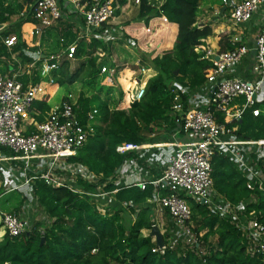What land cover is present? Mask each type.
I'll return each mask as SVG.
<instances>
[{
	"label": "trees",
	"instance_id": "trees-1",
	"mask_svg": "<svg viewBox=\"0 0 264 264\" xmlns=\"http://www.w3.org/2000/svg\"><path fill=\"white\" fill-rule=\"evenodd\" d=\"M4 1L0 0V24L7 25L0 29V56L4 55L6 59L11 53L18 52L23 61L30 62L31 57L22 52L26 44L21 25L31 22V12L28 9L24 16L11 20L17 4L10 0L4 7ZM201 1L139 0L136 15L141 21L126 22L122 26L134 46L148 54L150 67L155 71L146 82L143 97L139 101L127 99L121 104L125 106L116 108L110 107L109 101L101 99L97 93L91 96L79 94L75 107L78 119L84 123L86 113L95 108L97 123L93 125L94 131L68 161L85 165L98 177L94 182L78 177L73 190L34 180L32 194L36 204L46 214V220H36L17 237L5 232L0 240V264H264V252L247 253L245 237L229 219L210 212L206 205L197 201H190L193 231L202 241V246L206 245V253L200 255L195 248H183L180 242L164 254L152 251L156 247L153 236L149 234L154 224L153 210L146 199L151 197L155 186L148 184L141 190L136 186L117 184V169L136 155L135 150L120 154L116 146L121 143L145 144L147 137L155 132L156 124H176L172 114L174 97L181 95L185 100L187 96L181 93L180 88L194 89L205 82V70L210 64L200 59L198 48L205 45L213 30L209 24L198 26L196 23ZM26 2L30 4L32 0H23V3ZM125 2L120 0L121 4ZM17 6V12L23 8L22 3ZM118 13L119 10L116 11ZM164 24V36L156 43L150 41L152 36L157 35L158 27ZM64 26L60 25L59 32L70 41L73 35ZM8 35H15L18 39L11 51L2 43V38ZM82 43L85 42H80L77 48L78 57L83 53L91 55L98 46H103L93 40L82 52ZM218 45L220 50H226L235 48L239 43L224 36L219 38ZM96 59L97 56H90L78 62L73 69L67 61L61 62L59 68L51 72L53 82L47 83L44 89L42 85L38 86V97L33 102L31 115L39 122L44 120L51 109L48 101L59 86L73 84L82 76L85 82L88 79L87 84H92L99 75ZM5 65L0 68L1 71ZM120 68L125 67H117V70ZM129 75L130 72L122 71L123 86L129 82ZM21 80L27 82L28 78L24 76ZM32 81L40 84L42 78L36 74ZM118 91L117 104H120L123 92L120 88ZM260 105L258 103L254 107ZM227 125L236 126L234 133L242 140L264 139V117L253 116L249 109L240 121ZM250 156L259 171L252 178L247 177L231 158L215 153L211 158L213 188L232 204L244 202L245 212L264 224V145L258 147L257 152H251ZM248 182H251L252 188L247 187ZM99 187L104 192L115 191L103 210L88 195ZM160 191L167 193L163 186ZM135 206L138 208L136 212ZM129 214L136 215L131 218ZM39 229H43V233ZM143 230L148 233L143 234ZM201 232L203 234L199 236ZM162 236L165 240L168 234L164 232ZM213 236H216L215 241Z\"/></svg>",
	"mask_w": 264,
	"mask_h": 264
},
{
	"label": "built area",
	"instance_id": "built-area-1",
	"mask_svg": "<svg viewBox=\"0 0 264 264\" xmlns=\"http://www.w3.org/2000/svg\"><path fill=\"white\" fill-rule=\"evenodd\" d=\"M129 1L126 0L124 4L120 0H32L30 4L21 1L23 8L18 11L17 17L24 16L28 9L32 16L31 22L21 25L22 38L26 44L22 52L31 57V61H23L18 52L11 53L7 62H3L4 55L0 56V68L7 63L5 69L0 70V162L4 165L0 167V171L4 183L6 182L3 184L9 185L7 191L21 189L31 193L27 205H31L29 202L37 205L32 194L34 180H43L47 185L65 186L73 190L78 177L91 182L98 177L85 165L68 161L94 131L97 110H89L82 123L75 113L78 97L74 98L72 93H68L61 98L59 104L50 109L44 120L37 121L30 112L39 84H34L32 77L38 74L42 80L53 82L51 72L59 68L63 61L74 62L78 59L76 52L80 42L90 43L93 40L101 43L104 48L98 46L87 58L97 56L98 63L99 57L106 56L116 63L115 67L120 65L114 55L109 56V50L112 52L111 45L117 44L120 38L127 39L135 47L133 40L125 35L122 24L114 23L118 16L116 11L120 12L129 6ZM132 2L136 6L139 4V0ZM221 2L228 8V19L233 25L243 24L254 14L261 13L254 43L248 46L232 40L239 45L226 50L212 48L206 43L199 46L200 59L210 64L205 70V93L192 99L186 96L185 100L181 95H176L172 105V114L179 125V131L188 135L189 139L172 146L173 150L166 158L159 178L155 181L140 180L131 183V186L141 190L148 184L155 186L156 190L162 186L167 189L165 194L155 191L146 199L147 202L157 204L166 214L167 223L163 233L168 236L165 240L163 238L162 247L156 244L152 249L159 254H164L178 242L183 248H195L200 255L206 253L205 248L200 250L202 241L193 231L189 205L190 201L201 203L202 199V204L210 212L229 219L242 233L246 239L247 253L254 255L264 252V224L251 213L245 212L244 202L232 204L214 190L211 165L212 156L218 152L235 161L247 177L252 178L259 173L250 154L264 145V139L242 140L234 133L236 126L230 127L227 124L240 121L248 109L253 116L264 117V0ZM9 3L10 0H5L3 6ZM61 24H65L64 28L71 31L72 40L69 41L59 32ZM6 25L1 23L0 29ZM53 34L57 36V44L52 42L55 50L44 52V41L49 42ZM17 41L15 35L2 38L8 51H11ZM249 54L252 55L253 81L231 73ZM110 66V63L99 64V75H106L110 79L111 76L116 77L122 85L125 100L139 101L144 95L147 80L130 73L127 80L135 81L136 84L124 89L120 78L124 69L120 75H113V68L110 69ZM133 66L139 67L141 74L151 68L145 66L141 57L136 59ZM24 76H27V82L21 80ZM180 89L182 94L189 91L187 87ZM258 103L261 105L254 107ZM24 124L27 125L24 127ZM142 146L143 144L121 143L116 146V151L123 154L141 149ZM251 186V182H248L247 187L252 188ZM259 188L261 189V184ZM114 192H104L99 187L88 192V195L103 210L111 201L110 194ZM37 207L40 208L38 205ZM0 220L4 231L13 237L22 234L31 224L26 216L15 212H2ZM39 231L43 233L44 230Z\"/></svg>",
	"mask_w": 264,
	"mask_h": 264
},
{
	"label": "crops",
	"instance_id": "crops-1",
	"mask_svg": "<svg viewBox=\"0 0 264 264\" xmlns=\"http://www.w3.org/2000/svg\"><path fill=\"white\" fill-rule=\"evenodd\" d=\"M13 1L17 5H19V3H21L22 0H13ZM17 5L14 7L16 10L19 8ZM135 8L137 12V6ZM227 9L228 8H226V6L222 4L221 0H202L200 2L197 16H196V23L198 26L209 24V26H211L213 30V35L209 36L205 40V43L208 46H211L212 48H215V49L219 48L218 40L220 37L225 36V37H228L229 40L231 41L237 40L244 44H247L248 46H252L255 40L256 27L262 18L261 13L258 12L254 14L250 18V20H248L247 22L243 24H240L242 28L240 30H237L235 28L230 29L229 27L222 28L223 27L222 22L225 19L229 20L228 19L229 12ZM135 19L137 20V15L135 16ZM142 55L147 56L148 54L142 53ZM138 57H142V56L139 54L135 55V57H133L134 58L133 61L130 62L131 63L130 65H134V62L136 61ZM251 63H252V55L249 54L246 58H244L242 61H240L235 66V68L232 70L231 73L240 78L253 81L254 75L251 72ZM124 65H127V63H124ZM126 69H128L127 66H125L123 72H125ZM127 71L131 72V70H127ZM153 74H155L154 70L152 72V75ZM121 77H122V74H121ZM201 93H205V84L200 87L194 88V89H189L187 93V97L190 99H192V97L198 98ZM262 94H264V92H262ZM154 129H155V132L152 133L149 137H147V143L143 144L141 149L135 150L134 153L136 156L131 157L130 159L131 161H126L120 167L118 171V176H117L118 186L131 185V183H134L140 180L155 181L162 174L163 167L165 166V163H166V158L173 150L172 146L174 144H177V143H180L182 141H186L189 139L188 135L179 131L180 130L179 125L177 123L167 124L164 122H160L159 124H156L154 126ZM2 178H3V175H2ZM155 191L161 192L160 189L157 188L156 190V187H155L152 194ZM22 206L19 207L18 210H15V212L19 213L20 216H27ZM153 208H156V210L160 213L161 221H162L161 225L162 224L165 225V228H166V223H167L166 214L164 213V211H161L159 206L155 203L153 204ZM2 212H8V211H5L0 208V215ZM153 225H156V224L154 223ZM158 228L160 229L161 233H163V229L165 228L162 229V227H159V226ZM4 234H5V231L0 226V240L3 238Z\"/></svg>",
	"mask_w": 264,
	"mask_h": 264
},
{
	"label": "rangeland",
	"instance_id": "rangeland-1",
	"mask_svg": "<svg viewBox=\"0 0 264 264\" xmlns=\"http://www.w3.org/2000/svg\"><path fill=\"white\" fill-rule=\"evenodd\" d=\"M131 4L127 7H124V9L122 11H120L118 13L117 18L115 19L114 23H118L120 22L121 24H124L126 22L129 23H139L140 21L137 19H135L136 16V6L133 4L132 0L129 1ZM17 10H15V12L12 15V20L17 18ZM223 27L222 28H226L229 27L231 28H235L237 30H240L242 28V26L240 25H233L229 20H224L222 22ZM157 30V28H156ZM54 33V32H52ZM51 33V34H52ZM156 36H152L151 40L152 42L156 43L158 42L165 34V24L158 27V31L156 33ZM52 42L54 45L57 44V36L55 34L52 35L51 40L48 42V40L44 41V46H42L43 51L46 52L47 50H55V47L52 46ZM117 44H112L111 46H113V50L111 52V50H109V56L110 55H114V57L116 58L117 61H119L120 65H118L117 67H120L122 65V67L127 66L128 69L127 70H131L130 73L134 74L135 76H138L139 78H143L145 80H148L152 75L153 70H147V72L145 74H141L140 68L139 67H133V65H130L131 61H133V57H135V55L139 54L141 55L142 59H144V64L149 65L146 67H150L152 66L150 63V60L147 56H143L142 55V51H140L139 49L135 48L132 46V43L127 41V39L125 38H120L119 40H117ZM82 52H84L86 50L87 47V43H82L80 45ZM114 53V54H112ZM105 54H108L107 51H105ZM86 56V57H84ZM88 57V55H86L85 53L81 54L79 57L77 56V60H75L74 62H68L70 64V68H74L75 66H77L78 62L85 60ZM108 57V56H107ZM100 60H97V64H103V63H107V64H111L110 69L113 68V71H111L114 74H118L120 75L121 72V68L117 70V67H115L116 63H114L113 61L111 62L110 59L108 60L106 58V56L103 57H99ZM9 58H6L3 60L4 61H8ZM124 63H127V65H124ZM130 68V69H129ZM71 69V70H72ZM129 77V76H128ZM116 78V77H115ZM109 78L106 75H98L92 84H87L88 79H86L85 82V77H81L78 81H76L73 84L70 85H63V86H59L57 88V90L55 91V93L53 94V96L50 98V100L48 101V104L53 107L57 104H59V102L61 101V98L63 96H65L68 93H72L74 98L78 97L80 93H84L85 96H91L93 94H98L100 96L101 99L106 100L107 102L109 101L110 107H116L118 108V106H125V105H121L124 104L125 100V96L123 95V99L121 101L120 104H117L118 100H119V91L118 88H120L123 91L122 85L121 83L118 81V79L116 78ZM121 78V77H120ZM124 78H121V81L123 82ZM136 82L135 81H131L130 83H128V88H132L133 86H135ZM39 85H42V89H44L47 85V82L42 80L40 82ZM97 105V102H95ZM127 109V108H124ZM27 124H24V127ZM63 164V163H62ZM0 167H4L3 163L0 162ZM17 174V173H15ZM3 178L1 176L0 173V208L5 210V211H12L15 212V210H17L18 207H21L25 210L26 212V218H28V220L31 222V224L33 222H35L36 220H45V216L46 214L43 212V209H40L37 207V205H35V203L32 204V202H29L31 205H27L28 201H30V196L31 193L29 191L26 190H13V191H7L8 186L3 184ZM3 193V194H1ZM113 194H110L109 199L111 200ZM25 199L24 201L22 199ZM26 201V202H25ZM147 201V200H146ZM194 202V201H193ZM22 203V204H21ZM153 210V215L154 217H152V221L159 227L165 228V225H161V215L160 213L156 210V208H153V203L147 202ZM34 205V206H32ZM190 205V202H189ZM126 209V207H125ZM137 206H135V212L137 211ZM128 210V209H126ZM125 210V212L127 213V211ZM132 211V209H130ZM129 211V210H128ZM17 213V212H15ZM19 214V213H17ZM130 215V214H129ZM132 216L131 218H134V214L130 215ZM1 218V215H0ZM1 226V225H0ZM3 228V227H2ZM4 229V228H3ZM143 234H147L148 231L143 230L142 231ZM203 233V232H201ZM213 241H215L216 236L212 237ZM206 249V245L201 246L200 250L202 251L203 249ZM207 250V249H206Z\"/></svg>",
	"mask_w": 264,
	"mask_h": 264
},
{
	"label": "water",
	"instance_id": "water-1",
	"mask_svg": "<svg viewBox=\"0 0 264 264\" xmlns=\"http://www.w3.org/2000/svg\"><path fill=\"white\" fill-rule=\"evenodd\" d=\"M118 171H119V169H117V172ZM203 202H204V200L202 199L201 203H203ZM149 234L154 237L157 246L162 247L163 236H162V233H161L160 229L158 228V226L152 225ZM41 241H43V238L41 239Z\"/></svg>",
	"mask_w": 264,
	"mask_h": 264
},
{
	"label": "bare ground",
	"instance_id": "bare-ground-1",
	"mask_svg": "<svg viewBox=\"0 0 264 264\" xmlns=\"http://www.w3.org/2000/svg\"><path fill=\"white\" fill-rule=\"evenodd\" d=\"M124 89H127V84H126V85H124Z\"/></svg>",
	"mask_w": 264,
	"mask_h": 264
},
{
	"label": "clouds",
	"instance_id": "clouds-1",
	"mask_svg": "<svg viewBox=\"0 0 264 264\" xmlns=\"http://www.w3.org/2000/svg\"><path fill=\"white\" fill-rule=\"evenodd\" d=\"M47 83H50V82H47ZM37 97H38V96H36V98H37ZM36 98H35V99H36ZM50 107H51V106H50ZM51 108H52V107H51ZM49 111H50V110H49ZM30 113H31V112H30ZM134 215H135V214H134Z\"/></svg>",
	"mask_w": 264,
	"mask_h": 264
}]
</instances>
